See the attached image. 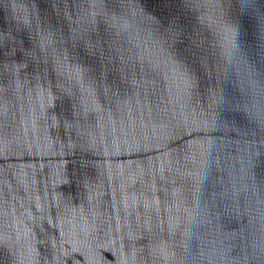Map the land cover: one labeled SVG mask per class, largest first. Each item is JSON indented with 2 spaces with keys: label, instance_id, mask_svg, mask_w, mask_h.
I'll return each mask as SVG.
<instances>
[{
  "label": "water",
  "instance_id": "1",
  "mask_svg": "<svg viewBox=\"0 0 264 264\" xmlns=\"http://www.w3.org/2000/svg\"><path fill=\"white\" fill-rule=\"evenodd\" d=\"M0 264H264V0H0Z\"/></svg>",
  "mask_w": 264,
  "mask_h": 264
}]
</instances>
